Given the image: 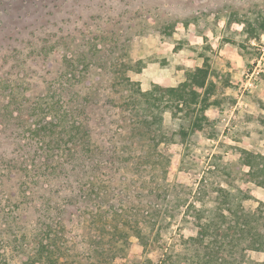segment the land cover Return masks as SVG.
Returning <instances> with one entry per match:
<instances>
[{
  "label": "rangeland",
  "instance_id": "rangeland-1",
  "mask_svg": "<svg viewBox=\"0 0 264 264\" xmlns=\"http://www.w3.org/2000/svg\"><path fill=\"white\" fill-rule=\"evenodd\" d=\"M164 29H172V36L160 33ZM175 44L202 58H172ZM80 57L86 58L81 64ZM203 60L209 70L206 102L192 104L193 113L185 108L164 112L158 147L162 166L136 165L150 148L131 129L140 120L135 115L144 113L142 108L130 111L135 89L177 86L186 70ZM85 65L98 80L94 101L78 119L87 125L93 148L105 145L132 158L133 165L124 159L111 174L129 186L117 201L142 206L139 215L130 217L142 222L141 237L112 242L115 256L106 264H190L196 251L202 252L190 239L202 214L217 205L219 187L248 211L264 204V188L231 172L234 162L246 170L241 150L264 156V0H0V180L21 171L29 200L50 196L54 189L69 194L66 183L42 177L36 183L42 170L50 172L69 152V145L55 137L59 128L37 137L29 131L44 125L43 116L56 126L60 106L73 110L68 91L62 99L52 95L60 74H77ZM35 102L37 110L30 109ZM1 191L0 254L10 264H26L34 251L29 232L39 220L38 203L35 210L19 213L8 207ZM163 191L164 201H155L153 195ZM150 202L161 205L158 216L150 217ZM25 220L30 224L26 231ZM82 227L73 225L72 239L87 233ZM245 256L264 263L263 252L247 251Z\"/></svg>",
  "mask_w": 264,
  "mask_h": 264
},
{
  "label": "trees",
  "instance_id": "trees-1",
  "mask_svg": "<svg viewBox=\"0 0 264 264\" xmlns=\"http://www.w3.org/2000/svg\"><path fill=\"white\" fill-rule=\"evenodd\" d=\"M173 32L172 29L160 31L170 37ZM176 45L173 48L176 57H201L192 49L183 48L179 51ZM84 60L86 58L80 57L79 64ZM73 65L75 63L72 64V68H74ZM86 66H82L80 71L76 70L77 74H60L58 87L52 95L62 99L64 93L68 91L74 102L73 110H65L63 106H60L63 110H55L58 112L56 126L46 122L47 116H43L42 122L45 126L37 128L35 126L29 131L30 136L37 137L41 131L50 133L55 127L59 128L55 137H58V142L69 145V152L64 158L61 157L58 160L56 166L50 168V172L46 173L42 170L36 178V183L41 177L43 181L51 178L60 182L61 185L66 183L65 188L69 189V194L62 196L61 191L54 189L50 192V196L32 201L25 194L23 188L25 181L22 180L21 171L16 172L14 169L16 172L14 176L8 174L0 180L1 192L5 197L3 199L14 211L30 212V209L35 210L34 204L38 203L36 212L39 220L29 232L34 240V251L28 256L26 264H106L115 256L112 251L116 246L112 242L125 239L127 236L141 237L142 222L138 219L131 220L130 217L132 214L139 215L142 206L135 207L129 199L126 207L117 201L119 195L126 196L128 192L125 190L129 189V186H122V183L116 182L111 174L113 172L111 169H116L124 159L129 165H133V162H130L132 158H125L124 154L115 148L106 146L104 149L105 145L93 148L88 142L87 125L83 120L78 119L79 116L85 115V108L94 101L93 83L98 80V78L93 80L96 74L90 73L92 70L90 67L84 70ZM74 70L72 73H75ZM126 83L133 85L129 79ZM208 85L209 70L204 61L202 67L188 69L185 72V80L176 87L157 85L150 91H141L139 87L135 89L134 93L137 95L130 98L133 103L130 111L139 113V108H142L144 113L146 110L149 111V116L146 118L141 112L135 115L140 120L132 124L136 128L131 129H136L138 135L146 139L150 148V154H144L136 165L150 163V169L156 164L162 166L164 158L158 151L160 143L163 142L162 114L167 111L173 114V109L182 111L183 108L186 112L193 113L194 110L190 108L192 104L206 102L207 94L210 93ZM65 88H67L66 91ZM69 88H72L73 92L69 91ZM59 102L62 105V101L59 100ZM36 105L39 103L35 102L30 109L37 110V107H34ZM42 110H48V108L44 107ZM19 117L21 119V114ZM21 130L18 136L20 138L26 133L25 128ZM48 135L52 137V133ZM30 136L29 138H32ZM239 160L246 170L239 169L234 162L231 169L232 175L264 188V156L241 150ZM46 164L49 162L47 161ZM164 171L163 167L162 175ZM173 187L177 188L176 185ZM122 189L125 190L122 191ZM215 192L217 205L209 214L207 212L202 214L197 222L196 236L190 239L202 249V252L196 251L190 264H264L250 261L245 256L247 251L264 253V204L259 203L255 210L248 211L231 192L220 187ZM153 197L155 201L162 203L165 199L164 191L162 195L154 194ZM108 199L116 200V203H109ZM122 200L124 202L126 198ZM155 204L150 202V208ZM155 206L150 217L158 216L161 205ZM147 222L148 220L143 223ZM149 223L150 231H152L154 226L152 218ZM74 224L80 227L83 225L87 230L86 234H75L77 241L70 236L73 235ZM26 226L30 227L27 220L22 227L25 231ZM82 230H84L83 227ZM0 264H10L3 254H0Z\"/></svg>",
  "mask_w": 264,
  "mask_h": 264
},
{
  "label": "crops",
  "instance_id": "crops-1",
  "mask_svg": "<svg viewBox=\"0 0 264 264\" xmlns=\"http://www.w3.org/2000/svg\"><path fill=\"white\" fill-rule=\"evenodd\" d=\"M176 42H177V41H176ZM175 45H176V44H175ZM173 57L177 58L178 60H183V59H184V60H188V59H191V60H192V59H200V58H202V57H198V58H179V57H176V56L174 55L173 51H172V58H173ZM203 62H204V60H203ZM202 65H203V63H202V64H197L196 66H192V67H202ZM192 67H191V68H192ZM187 70H188V69H187ZM187 70H186V71H187ZM179 72H182V73H183L184 71H183V69H182V70L179 71ZM184 80H185V76H184ZM172 87H176V86H172Z\"/></svg>",
  "mask_w": 264,
  "mask_h": 264
},
{
  "label": "built area",
  "instance_id": "built-area-1",
  "mask_svg": "<svg viewBox=\"0 0 264 264\" xmlns=\"http://www.w3.org/2000/svg\"><path fill=\"white\" fill-rule=\"evenodd\" d=\"M248 74H249V73L247 72V73H246V76H248Z\"/></svg>",
  "mask_w": 264,
  "mask_h": 264
}]
</instances>
